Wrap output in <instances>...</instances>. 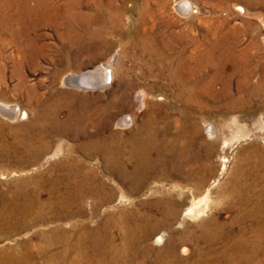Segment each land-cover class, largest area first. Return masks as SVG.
<instances>
[{
  "label": "rangeland",
  "instance_id": "1",
  "mask_svg": "<svg viewBox=\"0 0 264 264\" xmlns=\"http://www.w3.org/2000/svg\"><path fill=\"white\" fill-rule=\"evenodd\" d=\"M81 3L87 11L100 6L107 21L105 41L90 46V51L83 54L76 47L69 49V64L59 52L67 41L63 42L52 29H42L45 38L41 42L56 62L43 57L38 67H23L26 87L20 90L16 89L19 77L12 75L11 58L1 59L6 74L0 84V105L16 107L19 112L16 118L0 112V217L5 215L0 218V264H233L222 255L225 240L210 239L221 229L223 236L247 243V253L261 247L256 262H264V213L250 215L257 192L264 196V6L242 0ZM236 5L244 6L247 14H239ZM8 50L6 55L14 53L12 48ZM111 59L113 66L108 68L113 78L107 86H73L62 81L66 75L93 71ZM121 67L123 75L118 76ZM101 74L104 77V72ZM139 93L143 94V103L137 97ZM88 108L103 111V122H109L108 126L98 123L102 130L99 133L112 136L114 145L121 148L149 117L160 120L156 126L160 133L153 141L161 145V150L146 148L144 154L150 164L140 168L138 178L124 177L117 163L110 166L106 152L99 156L92 146H82L87 138L80 141L74 136L75 128L65 124L68 116H77L75 113H84ZM122 117L129 119L126 126L117 125ZM89 129L90 134L97 132L94 127ZM64 130L69 135H60ZM28 133L34 135L31 149L17 143L28 138ZM139 137L149 139L142 133L135 137L137 144ZM127 150L129 147L120 156L124 161ZM7 151L10 155L6 156ZM73 159L84 166L78 167ZM133 166L128 164L129 172L136 170ZM87 174L95 178L85 185ZM89 185L96 191L86 190ZM82 187L85 190L74 200L70 192L75 195ZM248 187L252 192L249 195ZM32 199L39 204L31 207ZM192 204H198L197 218L184 217ZM26 207L35 210L22 212ZM140 216L150 217L145 235L128 245L127 235L133 234ZM257 237L261 241L255 246ZM171 244L174 255L165 252Z\"/></svg>",
  "mask_w": 264,
  "mask_h": 264
},
{
  "label": "bare ground",
  "instance_id": "2",
  "mask_svg": "<svg viewBox=\"0 0 264 264\" xmlns=\"http://www.w3.org/2000/svg\"><path fill=\"white\" fill-rule=\"evenodd\" d=\"M88 1V0H87ZM245 1L247 3L250 4H254L255 6H264V0H242ZM89 3V2H88ZM104 3V1H103ZM106 5V4H105ZM108 5V4H107ZM113 5V4H112ZM84 3H81V0H63L61 3H59V1L57 0H0V84L2 82H4L5 80V74H6V69L5 67H3V64L1 63V59H10L13 63V76L15 77H19V83L16 86L18 90L25 88L26 84H25V80L22 77V70L23 67L28 66L29 68H36L37 63L39 61V59L41 58H46L47 60H49L51 63L55 64V59L51 58V56L49 54H47V47L45 46V43H42V38L44 36L45 33H42L41 30L42 29H52L54 30V32H56L55 34H58L60 36V39L64 41H67V43H65V47H63V49L61 48V50H59L61 56L64 58H66V63H69L72 61L69 57V49H74L75 47L78 49L77 52L79 54H83L86 53L88 51H90L89 47L93 46L95 47L97 45L98 42H103L105 41V34H106V19L103 16V14H101L100 11V6L96 7L94 11H87L85 10V8L83 7ZM104 6V5H103ZM233 7V6H232ZM189 8V4H186L184 6V9L187 10ZM220 8V7H219ZM261 8V7H260ZM179 9V8H178ZM181 9V8H180ZM110 10V9H109ZM126 10V9H125ZM235 10L237 12H239V14H247V10L244 6L241 5H236L235 6ZM117 11V10H116ZM119 11V10H118ZM111 12V11H110ZM141 12V11H140ZM144 12V11H143ZM112 13V12H111ZM119 14V13H118ZM124 14V13H123ZM138 14V13H137ZM148 14V13H147ZM258 15V14H256ZM113 16V15H112ZM121 16V15H120ZM146 16V15H145ZM143 17V16H142ZM154 17V16H153ZM158 17V16H157ZM256 17V16H255ZM264 17V16H262ZM260 17V18H262ZM116 18V17H115ZM123 18V17H122ZM144 18V17H143ZM142 18V19H143ZM220 19V18H219ZM248 19V18H247ZM259 19V18H258ZM118 20V19H116ZM109 21V20H108ZM123 21V20H122ZM120 21V23L122 22ZM145 21V20H144ZM111 23V22H110ZM141 23V22H140ZM248 23V22H247ZM115 24V23H114ZM110 25V24H108ZM117 25V22H116ZM223 25V24H222ZM233 25V24H232ZM240 25V24H239ZM228 26V25H227ZM235 26V25H234ZM113 27V26H112ZM116 28V27H115ZM229 28V27H227ZM248 28V27H247ZM257 28V27H256ZM111 29V27H110ZM121 29V28H120ZM61 30H63L64 32H62ZM141 30V29H140ZM218 30V29H217ZM232 30V29H231ZM247 31V30H246ZM112 32V31H111ZM114 32V30H113ZM215 32V31H214ZM217 32V31H216ZM48 33V32H47ZM110 33V32H109ZM108 33V34H109ZM111 35V34H110ZM214 36V35H213ZM47 37V36H46ZM153 37V36H152ZM236 37V36H235ZM256 37V36H255ZM45 38V36H44ZM108 39V38H106ZM142 39V38H140ZM153 39V38H152ZM160 39V38H159ZM227 39V38H226ZM238 39V38H237ZM155 40V39H153ZM235 40V39H234ZM223 41V40H222ZM49 42V41H48ZM181 43V42H180ZM224 43V42H223ZM227 43V42H226ZM99 44V43H98ZM148 44V43H147ZM147 44H145V46H148ZM48 45V44H47ZM157 45V44H156ZM155 45V46H156ZM51 46V45H49ZM144 46V45H143ZM149 46L152 48L151 43L149 44ZM154 46V45H153ZM13 50L14 53H16V56H14L15 54L12 53V51L10 52V54L6 55L5 53L7 52L8 49ZM139 48V47H138ZM148 48V47H147ZM155 48V47H154ZM48 49H50L48 47ZM52 49V48H51ZM50 49V50H51ZM237 49V48H236ZM235 49V50H236ZM152 50V49H151ZM248 50V49H247ZM9 51V50H8ZM155 51V50H153ZM196 51V50H195ZM148 52V51H147ZM159 52V51H158ZM246 52V51H245ZM49 53V52H48ZM144 54V53H143ZM243 54L245 55V53L243 52ZM226 56V55H225ZM17 58L14 59V58ZM211 57V56H210ZM232 57V56H231ZM157 58V57H156ZM164 58V57H163ZM195 58V57H194ZM235 58V57H234ZM159 59V58H158ZM181 59V57H180ZM164 60V59H163ZM198 60V59H197ZM114 59H111L109 63H104L99 65L98 68H96L95 70H85L82 71L79 74H69L68 76L66 75L63 78V83H66L68 85H73L76 86H89V87H97L96 84H98L99 86H107L108 85V81L111 79L112 74H110V68L113 66L111 64V62H113ZM170 62V60H168ZM227 61V60H226ZM172 62V61H171ZM170 62V63H171ZM237 62V61H236ZM245 62V61H244ZM154 63V62H153ZM68 64V66H69ZM164 64V63H163ZM5 65V64H4ZM156 65V64H155ZM239 65V64H238ZM110 67V68H108ZM166 67V66H165ZM236 67V66H235ZM68 67H66L67 69ZM152 68V67H151ZM156 68V67H155ZM161 68V67H160ZM168 68V67H167ZM166 68V69H167ZM176 68V67H175ZM178 68V66H177ZM39 69V68H38ZM112 69V68H111ZM170 69V68H169ZM150 70V69H149ZM152 70V69H151ZM219 71V69H218ZM102 72H104V77L101 74ZM148 72V71H147ZM165 72V71H163ZM167 72V71H166ZM170 72V71H169ZM177 72V71H176ZM221 72V71H220ZM113 73V72H112ZM118 73L120 75H123V69L122 67L118 69ZM161 73V72H160ZM181 73V72H180ZM60 74V73H59ZM149 74V73H148ZM178 74V73H177ZM195 74V73H194ZM114 75V74H113ZM125 75V74H124ZM154 75V74H153ZM156 75V74H155ZM159 75V74H158ZM174 75V74H173ZM172 75V76H173ZM176 75V74H175ZM186 75V74H185ZM218 75V74H217ZM151 76V75H150ZM194 76V75H193ZM123 77V76H122ZM155 77V76H154ZM177 76L172 77V79L176 78ZM113 78V77H112ZM169 78V77H168ZM216 78V77H215ZM154 79V78H152ZM178 80V79H176ZM213 80V78H212ZM156 81V79H155ZM214 81V80H213ZM111 82V81H110ZM172 82V81H170ZM110 84V83H109ZM78 86V87H79ZM178 86V85H177ZM190 86H188L189 89ZM81 88V87H80ZM28 89V88H26ZM212 89V88H211ZM178 90V89H177ZM30 92V91H29ZM205 92V91H204ZM35 94V93H34ZM121 94V93H120ZM177 94V93H176ZM179 94V93H178ZM183 95V94H182ZM180 96V94H179ZM30 100H33L34 95L31 96L28 95ZM37 97V95H36ZM139 101L141 103H143L142 101L143 99V94L139 93L138 96ZM178 97V96H177ZM39 98V97H38ZM180 98V97H179ZM194 98V97H193ZM35 99V98H34ZM143 99V100H142ZM178 99V98H177ZM192 99V98H191ZM195 99V98H194ZM37 100V99H36ZM41 100V99H40ZM58 100V99H57ZM180 100V99H179ZM65 103V102H64ZM55 106V105H54ZM62 108V107H61ZM66 108V107H65ZM229 108V107H228ZM244 108V107H243ZM89 108L86 109L84 111V113L81 114H77L75 113L77 116H68L66 118V122L65 124L69 126V128L74 127L75 128V134L74 136L76 138H87V140L85 139L81 145L82 146H92L94 149V152H96V154H98L99 156L106 152L110 157H109V163L110 166L117 163V167L118 164L122 170V173L124 175V177H127V179L129 180H135L136 178H138L140 176V168H147L148 164H150L149 158L147 157V155L144 154V151L146 150V148H150L152 147L153 149H155L156 147H159L158 149L161 150V145H157L153 140L154 137L158 136V134L160 133V127H156L157 126V118H148L147 121L141 125L140 127L138 125V129L136 130L134 137H130L127 140H125V142L123 143L124 149L129 147V150H127V159L126 161H124L120 156L125 155L124 154V149L123 146L122 148L120 146H116L113 143V139L112 136L111 137H106V135H102L101 132L102 130L100 129L98 123L101 122V124L107 125L108 126V122L109 121H104L101 116L103 111L100 109H96V110H90ZM59 111V110H58ZM80 111V110H79ZM0 112L5 113L6 115L10 116L11 118H16L19 110H17L16 107H12V108H4L3 106L0 105ZM53 112V111H52ZM61 112V111H60ZM51 113V112H50ZM154 113V112H153ZM74 115V114H72ZM23 116L25 119L27 117V114L24 112ZM42 116V115H41ZM50 117V116H49ZM58 118V117H57ZM56 118V119H57ZM130 118V117H129ZM100 119H102V121H100ZM162 119V118H161ZM44 120V119H42ZM46 120V119H45ZM38 121H41V118H38ZM160 121V120H158ZM59 122V120H58ZM129 119L127 117H122L119 121L118 124L119 126H126V124H128ZM39 123V122H38ZM62 123V122H61ZM68 123V124H67ZM60 123H58L57 125H59ZM64 124V125H65ZM110 124V123H109ZM160 124V123H159ZM161 126V125H160ZM169 126V125H168ZM45 127V125H44ZM42 127V128H44ZM89 127L91 128H96L97 132L94 134H90L89 132ZM158 128V129H157ZM165 128V127H163ZM104 129V127H103ZM125 129V128H124ZM167 129V128H166ZM94 130V129H93ZM89 131V132H88ZM104 131V130H103ZM163 131H165L163 129ZM168 131V130H167ZM210 132V130H208ZM46 132V131H45ZM27 133V132H26ZM32 133V132H31ZM25 134L26 136H28V138H24L21 139L18 143V145H22L25 146L27 149H31L32 145H33V136L32 134ZM43 133V132H42ZM104 133V132H102ZM142 133H144V136H147L149 139H145L144 137H141L142 139H140L139 144H137L138 142L136 141L137 139H135L136 136L141 135ZM21 134V133H19ZM48 134V133H47ZM65 134L66 136L69 135L68 130L67 131H61L60 135ZM119 134V133H118ZM134 134V133H133ZM24 135V136H25ZM121 135V134H120ZM165 135V134H164ZM56 136V135H55ZM131 136V135H130ZM20 137V136H19ZM50 137V136H49ZM63 137V136H62ZM120 137V136H119ZM41 138V137H40ZM35 140H39V138H34ZM125 139V138H124ZM162 139V138H161ZM46 139L42 140L45 141ZM122 140V139H121ZM120 140V141H121ZM40 141V140H39ZM160 141V140H159ZM177 141V140H176ZM46 142V141H45ZM115 143H119V142H115ZM121 143V142H120ZM161 143V142H160ZM176 143V142H175ZM172 144V143H171ZM17 145V146H18ZM47 145V144H46ZM34 146V145H33ZM43 146V145H42ZM88 146V147H89ZM166 146V145H165ZM41 147V146H40ZM47 147V146H45ZM78 147H81L80 144L78 143ZM87 147V149H88ZM19 148V147H18ZM73 148V147H72ZM91 148V147H90ZM163 148V147H162ZM170 148V147H169ZM13 149V148H12ZM17 149V148H16ZM16 149H13L16 150ZM43 149V147H42ZM85 149V148H84ZM24 150V149H23ZM34 150V147H33ZM44 150V149H43ZM48 150V149H47ZM46 150V151H47ZM167 150V149H166ZM260 150V149H259ZM35 151V150H34ZM73 151V150H72ZM76 151V150H75ZM82 151V150H81ZM93 151V150H92ZM152 151V150H151ZM21 152V151H19ZM44 152V151H43ZM41 152V153H43ZM85 152V151H84ZM88 152V151H86ZM160 152V151H159ZM8 153V151H7ZM30 153V152H29ZM36 153V152H35ZM91 153V152H90ZM162 153V151H161ZM21 154V153H20ZM24 154V153H23ZM21 154V155H23ZM27 154V152L25 153V155ZM37 154V153H36ZM44 154V153H43ZM89 154V153H88ZM95 154V153H93ZM150 154V152H149ZM154 154V153H153ZM156 154V153H155ZM10 155L9 153L6 154ZM12 155V154H11ZM18 155V153H17ZM42 155V154H41ZM87 155V154H86ZM164 155V154H163ZM163 155L161 157V159L163 158ZM93 156V155H92ZM104 156V155H103ZM158 156V155H157ZM75 157V156H74ZM152 157V156H151ZM40 158V157H39ZM93 159V157H91ZM102 158V157H101ZM116 158H117V162H116ZM68 159V158H67ZM66 159V160H67ZM97 159V158H96ZM152 159V158H151ZM166 159V158H165ZM164 159V160H165ZM71 160V159H70ZM78 160V159H77ZM76 159H73L72 161L75 162L78 167H82L84 165H81L80 160L77 161ZM153 160V159H152ZM82 161V160H81ZM102 161V160H101ZM66 162V161H65ZM84 162V161H83ZM105 163V161H103ZM152 162V161H151ZM87 163V161H86ZM89 164V163H88ZM128 164H132V166L134 165L136 167V170L129 172L128 171ZM75 165V164H74ZM81 165V166H80ZM66 166V165H65ZM69 166V165H68ZM89 166V165H88ZM115 166V165H113ZM133 166V167H134ZM74 167V166H73ZM86 167V166H85ZM84 167V168H85ZM94 167V166H93ZM92 167V168H93ZM104 167V166H103ZM72 168V167H71ZM108 168V167H106ZM251 168V167H250ZM74 169V168H73ZM77 169V168H76ZM94 169V168H93ZM168 169V168H167ZM80 170V169H78ZM91 170V169H90ZM73 171V170H72ZM76 171V170H74ZM89 171V170H88ZM82 172V171H80ZM91 172V171H90ZM119 172V171H118ZM166 172V171H165ZM87 172H85L86 175ZM94 174V173H93ZM99 174V173H98ZM120 174V173H119ZM163 174V173H162ZM84 175V176H85ZM88 175V174H87ZM96 175V173H95ZM112 175V173H111ZM122 175V176H123ZM121 176V175H120ZM165 176V174H164ZM169 176V174H168ZM143 177V176H142ZM61 178V177H60ZM82 178V177H81ZM95 178L92 174H89L88 176H86V178L83 180V182L85 183V185L87 184L86 181H88L90 183V181H92V179ZM99 177H96V179ZM62 179V178H61ZM60 179V180H61ZM72 179V178H71ZM78 179V178H77ZM145 179V178H144ZM57 180V179H56ZM139 180V179H138ZM141 180V179H140ZM146 180V179H145ZM98 182V179L96 180ZM58 182V181H57ZM62 182V181H61ZM96 182V183H97ZM101 182V181H100ZM103 182V181H102ZM144 182V181H143ZM49 184V182H47ZM83 183V184H84ZM88 183V184H89ZM145 183V182H144ZM143 183V184H144ZM46 184V183H45ZM55 184V183H54ZM59 184V183H58ZM82 184V183H81ZM94 184V183H93ZM53 184H51L52 186ZM75 185V184H74ZM134 185V184H133ZM48 186V185H47ZM65 186V185H64ZM98 186V184H97ZM108 186V185H107ZM45 187V185H44ZM50 187V186H49ZM54 187V186H53ZM56 187V186H55ZM59 187V186H58ZM132 187V186H131ZM93 188V189H92ZM90 187L87 186V188L85 187L86 190L91 192H95L96 190L94 189V187ZM103 188V186H102ZM50 190V188H48ZM84 187L79 188V191L77 192V194H73L71 193V197L74 198V200L77 199L78 193H82L84 190ZM134 190H137V187L133 188ZM249 187L246 189L247 190V195H249L250 193H252L249 189ZM48 190V191H49ZM93 190V191H92ZM52 192H54V189L51 190ZM115 191V190H114ZM47 192V191H46ZM87 192V191H86ZM112 192V191H111ZM30 193V192H29ZM62 193V192H61ZM106 193V192H105ZM132 193V192H131ZM22 194V193H21ZM40 194V192H39ZM56 194V193H55ZM101 194V193H100ZM37 195V194H36ZM43 195V194H42ZM51 195V194H49ZM258 198H257V202L253 205L251 211H250V215H260V213H264V201L263 198L264 196L262 195V192H257ZM14 196V195H13ZM40 196V195H39ZM57 196V194H56ZM59 196V195H58ZM57 196V197H58ZM110 196V195H109ZM24 197V196H23ZM35 197V196H34ZM32 197V198H34ZM90 197V196H89ZM18 198V197H17ZM31 198V197H30ZM41 198V197H39ZM62 198V197H61ZM114 198V197H113ZM19 199V198H18ZM29 199V198H28ZM50 199H52L50 197ZM55 199V197H54ZM58 199H60L58 197ZM64 199V198H63ZM95 199V198H93ZM99 199V197H98ZM103 199V198H102ZM11 200V199H10ZM33 200V199H32ZM73 200V201H74ZM113 200V199H112ZM246 200H248L246 198ZM5 201V199H4ZM8 201V200H7ZM20 201V200H19ZM24 201V199H23ZM28 201V200H27ZM30 201V200H29ZM38 201V200H37ZM40 201V200H39ZM50 201V200H49ZM95 201V200H94ZM106 201V199H105ZM13 202V201H12ZM43 202V201H42ZM52 202V201H51ZM54 202V201H53ZM107 202V201H106ZM105 202V203H106ZM110 202V201H109ZM112 202V201H111ZM11 203V202H10ZM26 203V202H25ZM36 199H34L31 202V207L35 206ZM60 203V202H59ZM58 203V204H59ZM96 203V202H95ZM102 203V202H101ZM6 204V203H5ZM39 204V203H38ZM37 204V205H38ZM47 203H45L46 205ZM63 204V203H62ZM104 204V203H103ZM7 205V204H6ZM9 205V204H8ZM13 205V204H12ZM11 205V206H12ZM15 205V204H14ZM17 205V203H16ZM21 205V204H20ZM52 205V204H51ZM57 205V204H56ZM64 205V204H63ZM102 205V204H101ZM197 205L198 204H192L191 207H189L185 213H184V217L188 218V217H193L196 218L198 216L199 211H197ZM2 206V204H1ZM10 206V207H11ZM18 206V205H17ZM61 206V205H60ZM103 206V205H102ZM28 207V206H27ZM26 209H22L24 211L22 212H27V211H32L35 209H32L30 207L31 210H28L29 208ZM47 207V205H46ZM51 207V206H50ZM55 207V206H54ZM58 207V205H57ZM64 207V206H63ZM101 207V206H100ZM5 208V207H4ZM41 208V207H40ZM59 208V207H58ZM57 208V209H58ZM43 209V208H42ZM46 209V208H45ZM62 209V208H61ZM6 210V209H5ZM14 210V209H13ZM13 210H10V214H13ZM38 210V209H37ZM50 210V209H49ZM48 210V211H49ZM53 210V209H52ZM51 210V211H52ZM60 210V209H58ZM2 211V210H1ZM20 211V209L18 210V212ZM44 211V210H43ZM165 211V210H164ZM33 212V211H32ZM50 212V211H49ZM61 212V211H60ZM65 212V211H64ZM7 213V211H6ZM37 213V212H36ZM63 213V211H62ZM15 214V213H14ZM17 214V213H16ZM21 214V213H20ZM30 214V213H29ZM32 214V213H31ZM75 214V213H74ZM128 214V213H126ZM203 214V213H202ZM22 215V214H21ZM35 215V214H34ZM60 215V214H59ZM71 215V214H70ZM137 215V213H136ZM173 215V214H172ZM2 215L1 214V219ZM14 216V215H13ZM75 216V215H74ZM129 216V215H128ZM188 216V217H187ZM7 217V216H6ZM12 217V215L10 216ZM23 217V215H22ZM27 217V216H26ZM149 217V216H148ZM20 218V217H19ZM24 218V217H23ZM72 218V217H70ZM128 218V217H127ZM132 218V217H131ZM150 218V217H149ZM147 217L144 218H138L137 217V221L135 222L134 228L132 233L130 235H127V239H126V244L131 245L133 242H137L139 241V239L142 240L143 235H145V228H147V225L150 222V219ZM7 219V218H5ZM16 219V218H15ZM18 219V218H17ZM16 219V220H17ZM193 219V218H192ZM10 220V219H9ZM50 220V219H49ZM123 220V219H122ZM129 220V219H128ZM135 220V219H134ZM15 221V220H14ZM13 221V222H14ZM133 221V220H132ZM8 222V220L6 221ZM4 222V223H6ZM24 222V221H23ZM128 222V221H127ZM10 223V222H9ZM12 223V221H11ZM152 223V222H151ZM122 224V223H121ZM153 224V223H152ZM166 222H163L162 225H166ZM21 225V224H20ZM130 225V224H129ZM154 225V224H153ZM8 226V225H7ZM19 227V226H18ZM25 227V226H23ZM126 227V225H125ZM130 226H128L129 228ZM122 228V226H121ZM131 228V227H130ZM24 229V228H22ZM101 229V228H100ZM99 229V230H100ZM108 229V228H107ZM123 229V228H122ZM105 230V229H104ZM108 231V230H107ZM106 232V231H105ZM119 232V231H118ZM131 232V231H130ZM223 230L221 229L219 232H215V234H211L210 235V239H213L215 241H217L218 239H222L225 240L227 246L226 249L222 252L223 257H225V255L227 256V258H229V260L231 262H233V264H264V262H262L261 260L256 262V260L258 259V256L261 254V251L259 250V248L261 247H256L257 249L255 250H251L249 253H247L246 249H245V243L241 238L238 239H232L229 236H223ZM103 233V232H102ZM109 233V232H108ZM211 233V231H210ZM209 233V234H210ZM259 233V232H258ZM106 234V233H105ZM205 235V234H204ZM97 236V235H96ZM95 236V238H96ZM102 236V235H101ZM100 236V237H101ZM207 237V234L205 235ZM125 237V236H124ZM205 237V238H206ZM104 238V237H101ZM100 238V239H101ZM108 238V237H107ZM83 239V237L81 238ZM80 239V240H81ZM106 239V238H105ZM124 239V238H123ZM86 240V239H85ZM144 240V238H143ZM159 240L162 241V238H159ZM256 244L255 246L259 245L258 242H260V237H257L256 239ZM87 241V240H86ZM102 241V240H101ZM95 242V241H94ZM99 241H97L98 243ZM110 242V241H109ZM158 242V241H157ZM264 242V241H263ZM96 243V244H97ZM100 243V242H99ZM112 243V242H111ZM142 243V242H141ZM144 243V242H143ZM79 244V243H78ZM124 244V243H123ZM138 244V243H137ZM81 245V244H80ZM103 245V244H102ZM125 245V244H124ZM135 245V244H134ZM140 245V244H139ZM142 245V244H141ZM27 246V245H26ZM107 246V245H106ZM261 246V244H260ZM29 247V246H28ZM112 247V246H111ZM123 247V246H120ZM126 247V245H125ZM129 247V246H128ZM133 247V246H132ZM233 247V248H231ZM80 248V247H79ZM78 248V249H79ZM99 248V247H98ZM102 248V247H101ZM108 248H110L108 246ZM115 248V247H114ZM131 248V247H130ZM263 248V247H262ZM89 249V248H88ZM92 249V248H91ZM95 249V248H94ZM27 250V249H25ZM114 250V249H113ZM127 250V249H126ZM131 250V249H130ZM134 250V249H133ZM185 250V249H184ZM213 249H211L212 251ZM248 250V249H247ZM71 251V250H70ZM73 251V250H72ZM98 251V250H97ZM105 251H107L105 249ZM115 251V250H114ZM120 251V250H119ZM124 251V250H123ZM129 251V250H128ZM132 251V250H131ZM130 251V252H131ZM139 251V250H138ZM186 251V250H185ZM260 251V252H258ZM89 252V251H88ZM87 252V253H88ZM93 252V251H91ZM118 252V251H115ZM143 252V251H142ZM166 254H173L174 251V246L173 244H171L170 246L167 247V249L165 250ZM29 253V252H28ZM105 254V252H102ZM101 253V254H102ZM110 253V252H109ZM126 253V252H125ZM129 253V252H128ZM127 253V254H128ZM132 253V252H131ZM148 253V251H147ZM215 253V252H214ZM259 253V254H258ZM27 254V252H26ZM31 254V253H30ZM85 254V253H83ZM97 254V253H96ZM120 254V253H119ZM165 254V255H166ZM6 255V254H5ZM23 255V253H22ZM71 255V254H70ZM77 255V254H76ZM82 255V254H81ZM92 255V254H91ZM122 255V254H121ZM119 255V256H121ZM124 255V253H123ZM133 255V254H132ZM145 255V254H144ZM174 255V254H173ZM32 256V255H31ZM102 256V255H101ZM105 256V255H104ZM107 256V255H106ZM105 256V257H106ZM10 257V256H9ZM28 257V256H27ZM65 257V256H64ZM77 257V256H76ZM75 257V258H76ZM109 257V256H108ZM117 257V256H116ZM124 257V256H123ZM148 257V255H147ZM168 257V256H167ZM13 258V257H12ZM20 258V257H19ZM24 258V257H23ZM78 258V257H77ZM91 258V257H90ZM107 258V257H106ZM115 258V257H114ZM113 258V259H114ZM136 258V256H135ZM9 259V258H8ZM18 259V258H17ZM25 259V258H24ZM94 259V258H93ZM96 259V258H95ZM112 259V258H111ZM140 259V258H139ZM50 260V259H49ZM81 260V259H80ZM87 260V259H86ZM131 260V259H130ZM134 260V259H132ZM164 260V259H163ZM168 260V259H167ZM176 260V259H175ZM178 260V259H177ZM205 260V259H203ZM220 260V259H219ZM78 261V259H77ZM121 261V260H120ZM123 261H126L123 260ZM139 261V260H138ZM141 261V260H140ZM146 261V260H145ZM52 262V261H51ZM93 262V261H92ZM119 262V261H118ZM159 262V261H157ZM161 262V261H160ZM165 262V261H163ZM167 262V261H166ZM82 263V262H81ZM85 263V262H84ZM109 263V262H108ZM123 263V262H122ZM128 263V262H127ZM133 263V262H132ZM142 263V262H141ZM181 263V262H180ZM211 263V262H210ZM216 263V262H215ZM213 263V264H215ZM18 264V263H17ZM67 264V263H66ZM69 264V263H68ZM71 264V263H70ZM74 264V263H73ZM77 264V263H76ZM79 264V263H78ZM104 264V263H102ZM106 264V263H105ZM139 264V263H137ZM160 264V263H159ZM174 264V263H173Z\"/></svg>",
  "mask_w": 264,
  "mask_h": 264
}]
</instances>
